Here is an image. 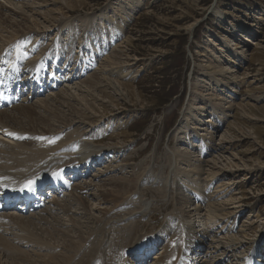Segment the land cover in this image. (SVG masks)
I'll list each match as a JSON object with an SVG mask.
<instances>
[{
	"label": "rangeland",
	"instance_id": "374dc122",
	"mask_svg": "<svg viewBox=\"0 0 264 264\" xmlns=\"http://www.w3.org/2000/svg\"><path fill=\"white\" fill-rule=\"evenodd\" d=\"M0 3L21 10L27 19L33 16L34 19L31 17V22L27 24L43 28L32 31L35 32L33 36L36 32L41 33V37L45 31L49 32H46L47 35L54 39L50 43L46 37L44 42L51 46L54 41L58 48L72 41L81 59L92 54L89 42L92 41L93 45L96 43L94 46L97 43L99 46L106 44L105 50L96 53L98 57L92 71L88 69L84 77L58 84L48 91L75 95V101L70 99V103H75L74 107L77 108L73 109L75 115H95L92 118L95 120L89 122L92 124L90 126L88 123L87 127L94 129L98 125V128L105 129L109 134L113 132L103 139L99 130H95L93 133L100 135L94 141L110 146L109 152L124 151L123 156L115 162L123 163L119 167L123 169V174L109 172L101 179L132 178L136 174L142 176L134 188L131 185L126 200L118 208L123 211L122 222L114 221L115 227H122L120 232L128 234L123 245L129 248L122 247L117 251V260L114 262H107L108 258L100 260V254L106 255V249L100 250L99 247V237L104 230L96 231V238L86 239L84 248L72 249L73 253L79 252L80 256L94 249L78 262L80 257H77L75 264L85 263L92 253L99 255L98 259L93 260L95 264H138L140 259H136V251L126 256L131 250L130 245L139 242L138 253L145 243L149 244L146 249H151L159 240V237H152L160 233L163 240L158 249L155 248L152 256H141L149 260H143L140 264H150L153 257L165 251L166 243V248L174 249L177 254L176 238L169 239L174 230L170 224L177 222L174 205L179 193H190L191 197H195L192 202L198 204L211 193L212 197L202 205L221 207L219 212L222 216L216 218L217 222L213 226L203 225L202 218L198 216L191 219L195 223L190 226L202 229L204 233L200 245L188 254L189 259L192 257L191 262L203 264L200 260L205 259L204 252L212 244V234L223 228L229 229L231 224L235 226L231 236L242 241L244 249L251 248L249 255L256 243L264 245V0H0ZM7 14L0 12V20L18 19L16 14H9L11 18ZM58 27L61 28V35L57 38ZM117 27L120 31L114 36ZM14 28L6 27V31L0 35V44ZM1 46L4 48L8 44L3 42ZM27 49L29 47H23V50ZM13 52L16 53V48ZM236 52L239 60L234 57ZM112 60L113 63H110ZM233 60L235 63L231 62ZM22 61L16 62L14 66L22 67ZM79 66L84 64L80 61ZM99 66L107 69L116 66V69L124 70L127 75L119 77L109 75L106 71L104 75H108L107 79L111 83L108 80L110 84L102 83L109 88L102 86V83L99 87H93L84 82ZM228 68L234 80L224 85L221 83L226 81L225 78L212 72L220 69L228 71ZM58 76L60 74L55 75V78L59 79ZM213 77L220 79L221 83H216ZM77 86L83 90L79 91ZM28 90H24V95ZM47 94L38 97L30 93L29 103H34L37 98L44 99ZM58 114L61 121L69 116L61 117L63 113ZM67 134L62 133L63 136ZM2 139L12 146L17 142L16 138ZM204 143L208 146H204ZM180 158L186 167L179 161ZM105 160L96 168L94 164L88 174L108 165L110 160ZM197 163L203 166L204 172L200 174L203 181L198 180L199 174L194 173L192 168ZM216 170L219 174L216 176L215 173L209 180L208 174ZM208 180L205 186L204 181ZM95 182L102 183L99 178ZM220 182L225 184L217 187ZM164 183L166 188L162 187ZM187 186L191 192L186 191ZM94 189L96 187L90 191L96 193ZM52 196L55 195L49 199ZM62 196H56L59 203ZM90 203H95V200H90ZM140 204L144 212L137 216L140 211L137 206ZM46 206L55 208L64 224L70 226L71 221L61 214L59 207L45 203L43 207ZM30 212L34 211L21 214L27 216ZM32 232L49 241V237L41 230ZM1 235L9 237V233ZM111 235L110 232L106 234L109 241ZM58 241L51 240L50 244L61 248V241ZM78 242L75 239V245ZM16 249L21 256L14 259L2 256L1 251L0 264H69L73 260L59 257L50 259L54 254H59L60 249L49 250L28 244H18ZM111 250L112 253L116 252L112 247ZM228 250L224 254L229 253ZM66 254L69 253H64L65 258ZM224 254L217 256L223 258ZM171 256L174 258V255ZM222 258L220 261L225 259ZM234 259H229L231 263H227L236 264ZM261 259L263 261L260 263L264 264V251ZM172 264H176V260ZM206 264H214V261Z\"/></svg>",
	"mask_w": 264,
	"mask_h": 264
},
{
	"label": "bare ground",
	"instance_id": "6f19581e",
	"mask_svg": "<svg viewBox=\"0 0 264 264\" xmlns=\"http://www.w3.org/2000/svg\"><path fill=\"white\" fill-rule=\"evenodd\" d=\"M6 4L0 3V12H4V14H16L15 16H18V19L15 21H12L13 19L11 21L7 20V18H3L2 20H0V35L6 31V27H17V29L14 28L15 30L13 32L7 34L8 36L4 37L2 43L4 42V44H8L14 38H20L21 42L17 44L16 47L18 50H21L23 47H28L34 42L29 41V37L27 36V34L34 30H42L43 28H36L35 26L38 25L32 26L31 24H27L31 22V17L33 18V16H31L30 19H27L24 16L26 14L23 15V12H20L21 10L17 11V9L15 10L14 7L11 8ZM9 17L11 18L10 15ZM119 31L120 29L119 27H117V29L114 31V36ZM46 32L47 31L43 33L40 41L45 38L44 34ZM48 36L49 35H47L46 37ZM1 44L0 100L2 99L3 94H13L15 97H8L6 98V101L0 102V105H3L5 107L3 109H0V190H2L3 192H12V190L10 189L25 185L29 181H38L41 184L43 182L50 181V186L53 182H57V185L59 184L65 186L63 191L67 190V192L61 197V203L58 202L56 196H52L51 199H49L51 195H49L48 197L45 196L44 202L46 201V203H48L49 205L59 207L58 210L62 212L61 214H65V216L68 217L67 220L71 221V224L69 223L70 226L64 224L62 218L58 216L59 212L55 210V208H51L49 206L39 208L38 210H32L31 208H29L27 211L34 212H30L29 214H27V216H22L21 213H24L23 211H16L13 209L10 211H4L0 213L1 255L9 257L11 259H14V257H20L21 254L16 251L17 245L28 244L30 246L43 247L49 250L60 249L58 251L60 253L54 254L55 258L51 257L50 259H56V257L57 259L59 257V259L64 260L73 259L69 264H75L76 262L80 261L85 254L93 252L94 249L81 256L79 255V252L73 253L72 249L74 247H77V250H81L82 248H84L86 239H94L96 238L98 233L96 231L104 230L101 233L102 235L99 237V247L100 250L102 248L106 249V255H103V253L100 254L99 252L100 260L108 258L107 262H114L115 260H117V251L122 249V247H124L125 249L129 248L123 245L125 237L128 234L120 232L122 230L121 226L115 227L114 221L120 220V222H122L121 218L123 217V211L119 210L118 208L123 204L124 200H126L127 195L131 191L129 190L131 185L134 188L138 179H140L142 175L136 174L132 178L124 177L121 179H116L113 177H109L107 179H101L103 175L109 172L116 171L123 174V169H119V167H121L123 163H115L117 162V160L116 156L113 155V152L122 153L123 150L109 152L110 150L108 149V147L110 146H103L94 141L100 134H94V129L87 127V125L89 126L90 124L91 126L92 123L89 122L95 120H92L95 115H82L80 113L79 116H77V114L75 115L76 111L74 112L73 110L75 108V103H70V99L75 101V95H69V93L67 94V92H50L47 94L46 98H37L34 103H29L28 97L30 93L32 95H38L43 90L48 91L50 89L44 88L40 93H35L34 90L32 91L31 89H29L28 93H26L25 95L23 94L24 96L21 94H16L11 90L9 91L8 86L13 84L12 86H19V88L21 89L20 91L24 92L26 88H29L28 85L25 84V82L28 80L31 83L35 84V82H37L39 85H41V82L43 80L41 72L45 69L47 53H40V57L38 59L33 55V53L26 54L23 60L28 59L27 61H30L31 65L28 67L22 66L20 68H17L14 66V64L16 62L19 63L22 60H18L12 55L10 56L7 54L5 56L1 54ZM71 45L72 43L70 42L68 43V46L62 51L56 52V54L54 55L56 64L62 59H66L68 63L70 62L73 65L76 64V59H73L70 55ZM94 45L92 43V46ZM234 55V57L239 60L238 53L236 52ZM108 59L106 61H108ZM231 62L235 63L234 60ZM5 63H10L11 68L9 70H3V68L5 67ZM110 63H113V60L110 61ZM86 70H88V68L82 70L79 69L77 73L74 72L72 74L70 79H73V77H78V74L82 75ZM106 71L109 75H118L119 77H125L127 75L124 70L121 69L119 71L118 69H116V66L110 67L108 69L99 66L98 68H96L93 75H89L87 80L84 79V82L90 83V85H92L93 87L101 86L100 84L102 82H105V84H110L111 82L108 80L109 78L107 79L108 75H104ZM216 71H213L214 73L212 72V74L221 75L226 80L225 82L221 83L220 79H215L213 77V80L215 79L214 81L216 83L220 82L221 84L225 85L232 83V81L234 80L233 75L229 72V68L228 71L224 69H220V71L218 72ZM10 77H13L11 83ZM52 78H55L54 74L52 75ZM93 78H95V81L93 80ZM70 79L69 77H67V80ZM107 80L110 83H108ZM59 81L62 82L65 80L59 79ZM102 86L106 85H103L102 83ZM118 86L120 87V85ZM121 87H124V85ZM81 88L79 91L83 90ZM87 93L90 92L87 91ZM19 100L22 104L18 103ZM58 113H63L61 117H65L67 115L69 116L61 121V119H59L57 116ZM87 118H89V121H86ZM52 120L54 122H52ZM15 131L17 132L15 133ZM65 132L68 133L67 136L62 135V133ZM9 133H15L13 137L16 138L15 140L17 142H15L16 144H14V146H12L13 144L11 145V143L6 142V140L2 139L4 137L11 138V135H9ZM90 133L93 134L89 135ZM203 145L206 147L208 146L205 143ZM104 154L111 156L108 165L104 166V168L102 169L95 171L92 174H88L94 166V164H91L90 160H96L98 157H101ZM179 161L182 162V164H185L184 167H186V163L183 162V159L180 158ZM192 165L193 164H191V166ZM69 168L73 170L77 168L86 169V173L84 176H86L87 178L85 177V179L84 176H79L77 174L74 175V182L77 180L81 181L76 184L73 182L74 184L71 187V184L67 183L65 177L62 175V173ZM192 168L194 170V173L199 174L198 180L203 181L201 180L200 175L204 172L202 164L197 163L195 164V166H192ZM210 173L208 174L210 175L209 180L215 173L216 176L219 174L218 170H216L212 174ZM89 176H91V178H89ZM97 178H99L102 183H94V180ZM209 180L204 181L205 186L207 185ZM224 184L225 183L220 182L217 187H222ZM92 187H96V189H94L96 193L90 191ZM162 187L166 188V184ZM185 189H187L186 191L191 192L188 189V186L185 187ZM84 191L86 192V194ZM194 192L196 193V191ZM196 195L198 194L196 193ZM211 197L212 196L210 193L209 195H207V198L201 200L202 203L198 204V202H192L193 197L190 196V193L186 195L179 193V196L175 198L176 205H174L176 208L174 211L177 217L178 224H171V227L174 230L172 231L173 234L169 239L171 240L173 238H176L175 245H178V253L175 254V251L172 248L167 249L166 243L164 248L165 251L163 250L161 253H158L156 257H153V261L150 262V264H172L175 260L176 264H197L191 262L192 257H190L189 259L188 254L193 251L194 247H198L200 245L201 241L204 238V233L202 232V229L192 228L190 226L191 224L195 223V220L191 221V219L197 216L201 217L203 220V225L207 227L213 226L214 223L217 222L216 218L222 216V213L219 212L221 207L212 204L202 205L204 201L208 202L209 198ZM118 198L122 199L118 200ZM90 200H95V203H90ZM137 207L140 210L139 215L137 216H141L143 214L142 212H144L143 205L140 204ZM91 209H95V211L92 212ZM42 226L45 227L42 228ZM234 228L235 226L231 224L229 229L223 228V230L216 231L212 234V244H209L207 246V250H205L204 252L205 259L200 260L201 262H203V264H206L209 261H214V264H218L222 256L219 257L217 255L224 254L227 248L229 249V253L224 254V257L222 259H225L220 261V264H228L227 262L231 263L229 259L231 260V258L233 257L235 258L234 260L236 261V264H239V262L243 260L245 261L246 259L255 264H261L260 262L263 261L261 257L263 255L264 245H262L261 243L259 244V242L256 243L252 247V253H250L249 255L251 248L249 247L244 249L241 245L242 241H238V239L234 235L231 236L230 233ZM37 229L46 234L47 237H49V241H47L46 239L43 240V238L38 236L36 232H32L36 231ZM185 231H187V233H185ZM108 232L112 233L111 241H109L108 236H106ZM3 233H9V237H3L1 235ZM218 234L221 235L219 236L220 239L218 237ZM75 239L79 241L77 245H75ZM51 240L56 241L57 243H59L58 240H60L62 244L61 248L54 247V243L50 244ZM138 244L139 242H135L131 244L130 247L134 248ZM147 246H149V244L145 243L144 249L147 248ZM111 247L116 252L112 253ZM125 251L126 250H124V254ZM66 252L69 253L66 254L67 258L64 257V253ZM142 254L143 255L141 256L143 257L144 253ZM170 255H174V258L173 256L170 257ZM77 257L80 258L76 262H74ZM97 257H99V255L95 256V254L92 253L88 257V259H86V262L82 264H86L87 262H89V264H95L96 262L93 260L98 259ZM179 257L180 260L178 261Z\"/></svg>",
	"mask_w": 264,
	"mask_h": 264
},
{
	"label": "snow or ice",
	"instance_id": "6c2138e0",
	"mask_svg": "<svg viewBox=\"0 0 264 264\" xmlns=\"http://www.w3.org/2000/svg\"><path fill=\"white\" fill-rule=\"evenodd\" d=\"M9 135H15V134H13V133H9ZM32 181H29L26 185H25V187H27L29 190H31V187H32Z\"/></svg>",
	"mask_w": 264,
	"mask_h": 264
}]
</instances>
